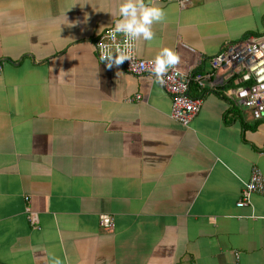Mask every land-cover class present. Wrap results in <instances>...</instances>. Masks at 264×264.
I'll return each instance as SVG.
<instances>
[{
  "label": "crops",
  "instance_id": "crops-1",
  "mask_svg": "<svg viewBox=\"0 0 264 264\" xmlns=\"http://www.w3.org/2000/svg\"><path fill=\"white\" fill-rule=\"evenodd\" d=\"M121 2L0 0V264H264V193L236 205L264 179V118L231 112L243 82L219 71L191 85L203 103L183 126L153 77L98 61ZM155 3L166 20L136 54L171 47L192 72L264 33V0Z\"/></svg>",
  "mask_w": 264,
  "mask_h": 264
},
{
  "label": "built area",
  "instance_id": "built-area-1",
  "mask_svg": "<svg viewBox=\"0 0 264 264\" xmlns=\"http://www.w3.org/2000/svg\"><path fill=\"white\" fill-rule=\"evenodd\" d=\"M175 2L184 7L191 0H163ZM114 27H109L98 34L93 42L94 53L98 61L106 50L111 51L114 56L118 49L127 50L132 59H127L121 66L123 70L131 75H149L151 66L149 61L154 58H142L136 54L135 42L133 46L127 47V42L122 34H115ZM211 70L208 72L194 71L191 68L178 66L177 70L170 71L165 77L166 83L160 87L170 96L171 106L169 116L172 120L183 126H188L192 118L200 111L203 103V94H191L190 88L194 84L202 91L206 84L216 85V77L221 75L219 71L229 75H240L243 86L230 89L227 92L232 104L244 107L253 119L264 118V33L259 36H245L239 40L226 43L221 50L210 58ZM2 66L0 65V71ZM154 78V77H153ZM155 79V78H154ZM134 99H141L136 94ZM132 100V99H130ZM253 193H264V179L261 172L254 168L240 199L236 205L241 207L250 202ZM27 218L30 224L38 227V214L36 211L26 207ZM99 223L106 229H112L114 222L109 214H100Z\"/></svg>",
  "mask_w": 264,
  "mask_h": 264
},
{
  "label": "clouds",
  "instance_id": "clouds-1",
  "mask_svg": "<svg viewBox=\"0 0 264 264\" xmlns=\"http://www.w3.org/2000/svg\"><path fill=\"white\" fill-rule=\"evenodd\" d=\"M114 18V33L122 34L131 48V42L146 41L151 43L156 38L154 25L166 20V11L155 0H122L116 11L111 12ZM116 55L106 50L102 60L107 61L109 67L115 63L119 65L132 56L127 50L118 49ZM181 61L180 55L171 47H162L154 59L149 61V79L154 77V82L160 85L166 83L165 77L170 71L177 70ZM55 264H60L59 260Z\"/></svg>",
  "mask_w": 264,
  "mask_h": 264
},
{
  "label": "trees",
  "instance_id": "trees-1",
  "mask_svg": "<svg viewBox=\"0 0 264 264\" xmlns=\"http://www.w3.org/2000/svg\"><path fill=\"white\" fill-rule=\"evenodd\" d=\"M197 87V86H196ZM233 106L231 107V112H238L240 109L238 108V106L232 104Z\"/></svg>",
  "mask_w": 264,
  "mask_h": 264
},
{
  "label": "rangeland",
  "instance_id": "rangeland-1",
  "mask_svg": "<svg viewBox=\"0 0 264 264\" xmlns=\"http://www.w3.org/2000/svg\"><path fill=\"white\" fill-rule=\"evenodd\" d=\"M140 100V99H139ZM138 101V100H137ZM242 110H246L244 107H240ZM247 111V110H246Z\"/></svg>",
  "mask_w": 264,
  "mask_h": 264
}]
</instances>
